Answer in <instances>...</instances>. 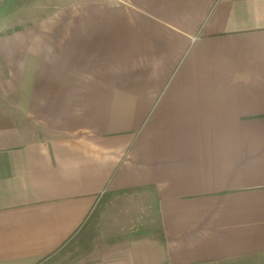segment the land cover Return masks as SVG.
<instances>
[{"label":"crops","instance_id":"obj_1","mask_svg":"<svg viewBox=\"0 0 264 264\" xmlns=\"http://www.w3.org/2000/svg\"><path fill=\"white\" fill-rule=\"evenodd\" d=\"M0 264H264V0H0Z\"/></svg>","mask_w":264,"mask_h":264},{"label":"rangeland","instance_id":"obj_2","mask_svg":"<svg viewBox=\"0 0 264 264\" xmlns=\"http://www.w3.org/2000/svg\"><path fill=\"white\" fill-rule=\"evenodd\" d=\"M148 223H155V227H158L157 210L152 197L148 198L143 191L135 192L131 196L120 195L113 208L108 207L106 209L101 202L97 204L87 226H85V230L89 232V235L87 238L82 235L78 239L79 241L77 240L76 245L80 248H86L81 253L88 252L90 245L102 247L118 242L120 238H117V236L130 231L137 232L146 227ZM82 242H85L86 245ZM80 248L77 249L80 250Z\"/></svg>","mask_w":264,"mask_h":264}]
</instances>
